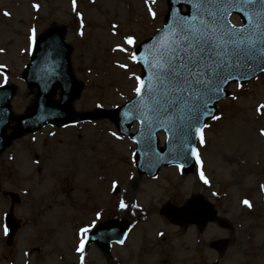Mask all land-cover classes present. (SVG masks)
Returning <instances> with one entry per match:
<instances>
[{"label": "rangeland", "instance_id": "obj_1", "mask_svg": "<svg viewBox=\"0 0 264 264\" xmlns=\"http://www.w3.org/2000/svg\"><path fill=\"white\" fill-rule=\"evenodd\" d=\"M36 1L59 10L49 13H54L56 24L69 28L66 40L74 49L78 47L71 57L73 73L83 85L72 106L76 118L130 100L135 77L140 75L131 59L132 50L162 27L165 0H76L75 10L73 0H0V9L13 7V24L21 27L20 20L31 13ZM73 11L82 16L78 25ZM232 21L241 23L237 17ZM45 27L43 20L39 32ZM4 32L0 26V42L9 45L10 51L14 48L15 54L1 57L0 62L8 63L11 72L8 77L0 76V84L17 88L11 107L18 114L33 102L35 92L26 88L21 77L28 61L17 50L25 43L10 36L15 41L10 44ZM129 36L135 39L134 47L124 43ZM119 47L127 51L115 50ZM260 105H264V73L247 84L232 83L228 97L217 105L215 116L220 119L204 128L195 171L182 175L176 167H165L150 181L135 172L132 143L120 137L107 120L77 123L56 132L47 127L37 132V142L30 147L29 136L16 142L18 163L11 172L5 167L6 153L0 156V218L12 203L8 195L15 192L19 200L13 204V215L20 224L11 247L5 245V232H0V264H81V256L83 264H125L123 257L128 264H217V259L218 264H249L251 259L254 264H264V136L260 135L264 109L258 114ZM45 139L54 141L56 155L46 160L42 180L35 177L36 166L29 154L41 149ZM53 166L56 170H51ZM201 172L207 184L200 179ZM199 195L214 204L217 214V223L208 224L204 233L194 226L167 221L168 229L158 224L150 227L154 216L161 222L158 211L166 204L177 210ZM244 200L252 207L245 206ZM121 201L127 206L124 209ZM102 214L106 222L124 219L138 223L126 246L113 245L108 256L95 246L78 252L82 226H91ZM222 221L227 228L219 226ZM157 229L162 230L158 233ZM220 240L228 244L219 258L211 244ZM245 248L251 250L250 256Z\"/></svg>", "mask_w": 264, "mask_h": 264}, {"label": "water", "instance_id": "obj_2", "mask_svg": "<svg viewBox=\"0 0 264 264\" xmlns=\"http://www.w3.org/2000/svg\"><path fill=\"white\" fill-rule=\"evenodd\" d=\"M168 13L164 21V27L157 31L153 37L140 45L137 53V60L143 69L141 79L147 83L152 75V70L144 62V58H150L149 53L158 41L166 38L167 29L170 27L182 12V6H185L187 12L190 5L186 0H167ZM186 12V13H187ZM236 14L244 20L242 14L235 11ZM231 14V15H232ZM228 17V23L230 17ZM239 28V26H235ZM59 39L50 38L51 36L42 37L37 43L31 64L26 69L24 79L30 88H36L37 94L28 114L15 117L16 130H22L19 134L28 131H35L46 124H65L69 123L72 118L71 105L79 96L81 86L76 84L72 76L69 64L70 49L63 44L62 34L59 32ZM46 38L48 39L46 41ZM261 71L258 61H252L249 65H243L233 69L234 79H229L226 83L219 86L223 90L213 93L208 102L207 109L201 108L197 114L198 120L187 119V112H182L179 107H173L169 112L155 111V101L150 98L147 88L143 97L137 96L128 104L115 111H99L95 114L87 115L84 119H100L106 117L116 124L122 134H128V129L133 122L139 124V132L133 136L138 146V160H148L144 172L153 176L158 169L164 165H178L184 173L191 172L194 168L196 157L192 154V149H196L199 141L197 128L210 120L215 113V105L226 96L225 87L232 81L244 83L255 77ZM60 91L59 102H53L52 97L56 91ZM14 94L11 88H0V104L5 103L8 108V101ZM183 107V105H181ZM2 115H0L1 119ZM163 132L166 136L164 148L158 147L156 134ZM16 133L15 137L19 136ZM165 213L172 217L174 222H183L184 224L193 223L202 228L208 221L214 219L212 206L202 200L200 197L193 198L189 203L179 211H169ZM11 234L16 226L11 220ZM114 224H106V246L113 241L110 232ZM110 228V229H109ZM124 233L118 240H121ZM99 240V239H97ZM99 242V241H98ZM103 247L105 245L102 244ZM106 248V247H105Z\"/></svg>", "mask_w": 264, "mask_h": 264}, {"label": "snow or ice", "instance_id": "obj_3", "mask_svg": "<svg viewBox=\"0 0 264 264\" xmlns=\"http://www.w3.org/2000/svg\"><path fill=\"white\" fill-rule=\"evenodd\" d=\"M186 3L190 5L189 11L183 15L178 14L177 20L168 27L166 38L153 46L150 58H144L152 75L147 83L141 77H135V94L142 98L147 88L150 98L155 101V111L167 113L173 107H179L182 112H187V119L198 120L197 114L201 108L207 109L212 94L223 90L219 85L235 78L234 68L241 67L242 63L249 65L252 61H258L261 71H264V0H186ZM75 7L76 0H73L74 10ZM33 8L38 9L39 6L34 4ZM233 11L242 14L246 21L243 26L237 28L228 23V17ZM149 13L153 19L156 18L151 8ZM4 15L10 13L5 12ZM124 43L134 47L135 39L129 36ZM115 50L127 51L123 47ZM131 59L134 63H140L136 52L132 53ZM261 109H264V105L257 108L258 114ZM210 118L220 119L215 115ZM197 135L203 144L201 128H197ZM260 135L264 136V129ZM116 138L120 139L119 136ZM192 154L197 164H200L196 149H192ZM200 179L208 183L203 172L200 173ZM261 188L264 189V185ZM243 204L252 207L247 200ZM120 207L124 209L127 206L121 201ZM88 231V228L81 229L82 233ZM4 232L8 234L7 228ZM83 249L84 239L77 251L82 253Z\"/></svg>", "mask_w": 264, "mask_h": 264}, {"label": "flooded vegetation", "instance_id": "obj_4", "mask_svg": "<svg viewBox=\"0 0 264 264\" xmlns=\"http://www.w3.org/2000/svg\"><path fill=\"white\" fill-rule=\"evenodd\" d=\"M49 10H52V12H57L59 11L56 7L54 6H48V7H39L38 9H36L35 12H31L23 21L20 22L21 27H14V22H13V15L10 14L8 16H5L4 13L5 12H1L0 14L3 16L0 18V24L3 26V29H9L11 31H13L11 33L12 37H15L17 39H20V42L29 39L31 36V30L33 27H40V22L45 20L47 23V27H45V30L41 32V34L43 33H47L49 32L51 29H53L54 27H56V22L54 21V13H49ZM15 31V32H14ZM29 37V38H28ZM11 41L12 44H14V39H12L10 37L9 39ZM0 46H1V42H0ZM26 52L29 54L30 50H29V43L28 40L26 42ZM30 55V54H29ZM0 57H8L7 53H1L0 52ZM16 142H7L6 144V148L4 150L3 153H6V155H8L9 157L14 158L16 156V149L15 147ZM42 144L44 145V147H48L49 144L46 140L42 141ZM29 146V145H28ZM45 152H48V150H44ZM101 221H106V218H103ZM246 238H248V236H246ZM245 242V241H244ZM245 250L247 251V256L251 255V250L245 248ZM9 258L11 259V256H9ZM249 264H254V260L251 259Z\"/></svg>", "mask_w": 264, "mask_h": 264}, {"label": "bare ground", "instance_id": "obj_5", "mask_svg": "<svg viewBox=\"0 0 264 264\" xmlns=\"http://www.w3.org/2000/svg\"><path fill=\"white\" fill-rule=\"evenodd\" d=\"M152 221H153V224L151 223V225H150L151 228L156 227V224L159 225V221H158L157 219H153ZM153 226H154V227H153Z\"/></svg>", "mask_w": 264, "mask_h": 264}]
</instances>
